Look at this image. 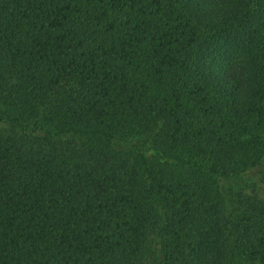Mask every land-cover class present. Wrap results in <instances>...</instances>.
I'll return each instance as SVG.
<instances>
[{"label":"trees","instance_id":"1","mask_svg":"<svg viewBox=\"0 0 264 264\" xmlns=\"http://www.w3.org/2000/svg\"><path fill=\"white\" fill-rule=\"evenodd\" d=\"M0 264H264V0H0Z\"/></svg>","mask_w":264,"mask_h":264},{"label":"rangeland","instance_id":"2","mask_svg":"<svg viewBox=\"0 0 264 264\" xmlns=\"http://www.w3.org/2000/svg\"><path fill=\"white\" fill-rule=\"evenodd\" d=\"M240 186L244 187V188H245L244 190H245L246 192H248V191L251 190L250 185L247 184V183H243V182H241V183H240ZM153 261H154V260H153ZM151 262H152V260H151Z\"/></svg>","mask_w":264,"mask_h":264}]
</instances>
